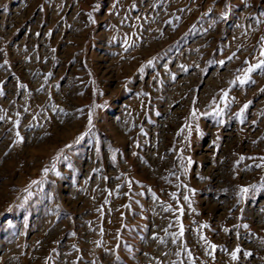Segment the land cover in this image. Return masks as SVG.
I'll return each mask as SVG.
<instances>
[{
    "label": "rangeland",
    "instance_id": "374dc122",
    "mask_svg": "<svg viewBox=\"0 0 264 264\" xmlns=\"http://www.w3.org/2000/svg\"><path fill=\"white\" fill-rule=\"evenodd\" d=\"M0 264H264V0H0Z\"/></svg>",
    "mask_w": 264,
    "mask_h": 264
}]
</instances>
